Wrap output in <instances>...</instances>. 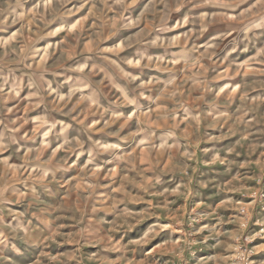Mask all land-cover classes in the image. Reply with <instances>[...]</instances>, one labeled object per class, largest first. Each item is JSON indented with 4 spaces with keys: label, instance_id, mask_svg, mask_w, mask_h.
I'll return each mask as SVG.
<instances>
[{
    "label": "rangeland",
    "instance_id": "obj_1",
    "mask_svg": "<svg viewBox=\"0 0 264 264\" xmlns=\"http://www.w3.org/2000/svg\"><path fill=\"white\" fill-rule=\"evenodd\" d=\"M0 264H264V0H0Z\"/></svg>",
    "mask_w": 264,
    "mask_h": 264
}]
</instances>
